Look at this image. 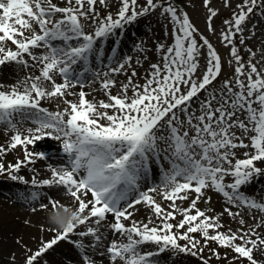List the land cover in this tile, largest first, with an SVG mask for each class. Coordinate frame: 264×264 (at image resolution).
Segmentation results:
<instances>
[{
    "label": "snow or ice",
    "instance_id": "snow-or-ice-1",
    "mask_svg": "<svg viewBox=\"0 0 264 264\" xmlns=\"http://www.w3.org/2000/svg\"><path fill=\"white\" fill-rule=\"evenodd\" d=\"M209 2L215 33L219 9ZM223 6L232 9L219 33L230 75L184 0H0V67L29 69L11 85L0 81V124L10 133L0 155L23 151L15 162L0 159V175L27 184L26 166L33 186L58 187L76 204L63 219L68 206L46 198L58 227L24 264H48L49 250L75 233L81 264H162L165 252L203 264H264V195L243 191L264 177V44L246 42L257 24L264 34V0ZM145 17L156 18L161 35L146 29L133 38L134 55L121 53L125 31ZM89 74L106 98H86ZM45 138L58 152L29 147ZM39 159L49 161L43 179L33 167ZM153 165L160 178L149 184ZM209 189L224 198L221 213L198 206L211 201ZM141 204L147 214L138 219ZM225 213L239 227L226 225Z\"/></svg>",
    "mask_w": 264,
    "mask_h": 264
},
{
    "label": "rangeland",
    "instance_id": "rangeland-1",
    "mask_svg": "<svg viewBox=\"0 0 264 264\" xmlns=\"http://www.w3.org/2000/svg\"><path fill=\"white\" fill-rule=\"evenodd\" d=\"M141 2H144V0H141ZM235 2H236V0H233V3H235ZM113 3L115 5V0H113ZM223 3H224V0H210V2H209L210 7H214V8L219 9V12L217 13V15L213 19V26L216 29V32L213 33V32L208 31V29H207L206 17H207L208 12H207V8L203 4V0H191V3H189L188 0H184V5L186 7V10L189 12L193 23L218 48V50L220 51V53L222 54V56L225 59L224 73L227 75H230L232 72V66L227 64V60L229 58V56H228L229 49H228V47L224 46L221 43L220 38H219V33L224 30L225 26L223 25V20L227 19L229 17V14H230L232 9L225 8L223 6ZM256 19L259 20L260 18L257 17ZM138 24L141 26V30L138 31L137 33H132V36H131L132 48L134 47L133 38H135V39L142 38L145 35L146 29L151 28L152 32L157 37H159L161 35V28H160V25H158L156 23L155 17H152L151 20H149V18H147V17L142 18L141 22ZM261 24H264V21H261ZM260 27H261V25L257 24V32H256L255 37L246 41L247 43H250V44L256 46L257 48H259L262 44H264V34L261 33ZM130 31H131V29L129 26L127 28L126 32H130ZM241 51L243 52V49H241ZM121 53H126L128 55H134V53L132 51H127L126 49H123V48H121ZM244 55H247V54L244 53ZM28 71H29V69L21 68L19 66L16 76H19V78L22 79L23 75L25 73H27ZM103 71L104 70H102L100 72L103 73ZM91 77H92V78H90L91 83H88V84L89 85L92 84V86H90V87H93L94 89L86 92V98L96 99V100H99L100 98H106L103 95V91L100 87L99 81L94 78V75H92ZM88 79H89V77H87V80ZM141 79H143V77H141ZM0 81H3V82H5V84H8V85H11V84L16 82L15 79L13 82H9L8 79H5L3 77V71H0ZM88 84H87V86H89ZM76 86H77V89L80 87L79 85H76ZM113 91H115V89H113ZM89 92H94L96 95L91 98L88 94ZM69 99H71L70 96H69ZM47 106H49L50 108L55 110L56 109V101H53L51 104H49ZM60 107L62 108V107H64V105L61 103ZM4 127H5L4 125L0 124V130H1L0 131V143L7 144L10 133L6 134L4 132ZM29 147L30 148L44 149V150L48 151V153H50V154L54 153V152H58V150H59L58 142L51 139V138H45L44 140L38 142V145H36V146L30 145ZM244 151L245 150L242 148L237 149L238 155H242V153ZM8 154L16 160L19 157L23 156V151L19 146H17V148H15V149H9ZM14 159H13V161H14ZM33 167H35L36 169L39 170L36 175H37V177H40L39 175H41V168L40 169L37 168L36 164ZM153 167H154V171H155L154 174L157 175L156 166L153 165ZM21 171H23V170H21ZM28 173H29V175H31V173L29 171L24 170V172L20 173V175L27 177ZM45 173H46L47 177L50 175L48 169L45 171ZM9 180H12V179L9 177V175L7 173L0 175V184L6 183ZM243 191L248 195L255 193L257 197H259L260 195H264V177H261L259 180L254 181L251 185L246 186L243 189ZM207 194L212 197L211 201L201 200L198 202V206L201 208H204V209H211L212 211L209 212V214L221 213L223 211V207L225 204L224 198L219 193H217L216 191H214L212 189H209ZM60 195H66V192H62ZM4 197L6 199H8L5 195H4ZM4 197L2 196V194H0V199H3V201H6V199ZM40 203H46L47 206L44 208L38 207L37 205ZM165 203H167V202H165ZM187 203H188V201H184L185 205H187ZM12 204L13 205H9L7 207L8 208H14L15 211H18L21 214H23V216H25L23 218V220H24L23 223L25 221H27L28 219H30L31 217L34 218L35 216H40L49 228L58 227V224H57V221L55 218V214L52 211L53 205H51L50 202H48L46 199L43 201L42 200L37 201L36 203L29 202V203L17 204L15 202H12ZM67 206L69 209L67 213H64V210L62 208L60 209L61 213L63 215V217H62L63 219H67V216L70 215L72 208L76 207V204L74 201L69 199V203ZM57 207H59V206H57ZM146 214H147V208L145 205H143L142 211L137 212L136 216L138 219H141V218H144L146 216ZM177 219H179V216L177 217ZM245 219H249V217L245 216ZM223 220H224L225 224L228 226H231L233 228L239 227V225L237 223L238 218H237V220H233L231 217H229L225 213V214H223ZM104 229H106V227ZM52 233H55V232L51 231L50 235H52ZM181 242L185 243V241H181ZM212 246H214V245H212ZM220 251H224V249L221 248ZM28 254L29 253L24 252L23 250H21L19 253H17V259H19L20 264L24 263L25 256ZM165 254L167 256H169L170 258H173V256H182L186 260H189L188 263L177 260V261H174L172 264H203V262L199 259V257L191 255V254L179 253V254L173 255L170 252H165ZM77 260L79 261V264H81V258H77ZM64 264H68V262H65ZM212 264H228V262L226 260L217 261L215 258H213Z\"/></svg>",
    "mask_w": 264,
    "mask_h": 264
},
{
    "label": "bare ground",
    "instance_id": "bare-ground-1",
    "mask_svg": "<svg viewBox=\"0 0 264 264\" xmlns=\"http://www.w3.org/2000/svg\"><path fill=\"white\" fill-rule=\"evenodd\" d=\"M130 32H126L122 38L121 43L118 45L119 51L121 52V48L126 49L127 51H132V43H131V36L132 33H137L141 30V26L138 23H134L133 25H130ZM131 44V45H130ZM113 45L111 44V41H105V47L110 49ZM110 54V53H109ZM106 63V61H105ZM97 66H99V62H96ZM19 66L14 64H9L6 66L0 67V71H3V77L5 79H8L9 82H13L14 79L18 80L20 79L17 75V70ZM104 70V68H100V71ZM35 71V69H33ZM88 76L90 81V78H92V74H89ZM87 82L84 83L83 87L85 92L90 91L94 89L92 84H88ZM77 89V86H75ZM89 96L92 98L96 94L94 92H89ZM71 99L75 100L76 96H70ZM1 131V130H0ZM48 152V151H47ZM50 154V153H49ZM0 159H4L7 161L15 162V159L12 158L8 153L0 155ZM14 159V161H13ZM49 161L45 159H39L36 162L37 168H41V175L40 177H37L38 179L46 178L47 175L45 171L47 170V163ZM54 162V161H53ZM31 172L30 168L28 167H22L24 169ZM32 177V176H31ZM29 180V183H22L18 182H6L3 184H0V194L4 197V195L8 198L6 201H3V199H0V264H20L19 259H17V253H19L21 250L24 252H28V249L35 250L38 247V244L41 240H47L50 239L55 234H51L50 228L45 224L44 220L40 216H35L34 218H30L27 221L23 223V214H21L18 211H15L14 208H8L7 206L13 205L12 202L13 199L15 201H20V198H24L25 201H30L31 199H26V197H29L32 192L37 193V198H43L51 196L55 200L60 201L61 204L66 205L69 203V199L73 201V198L66 194V195H59L60 193L58 191V187H39V186H33L30 181V176L27 177ZM159 175L151 173L148 177V183L152 184L159 180ZM36 198V199H37ZM12 199V200H11ZM35 199V200H36ZM31 200V202L35 201ZM11 201V202H10ZM52 205V203H50ZM59 206V205H57ZM139 211H142L143 204L137 206ZM43 225V228L41 227ZM107 234V228L103 229ZM76 239H79L78 233L72 234V240H61L58 242L57 245L54 246V251L49 250V253L47 255L48 264H64L65 262H68V264H79V261L77 258H81L83 253L78 249V247L75 245L74 241ZM27 246V247H25ZM22 248V249H21ZM19 251V252H18ZM30 254V253H29ZM15 257V258H13ZM183 261V262H189V260H186L182 256H173V258H170L165 253L162 254V264H172L174 261ZM186 260V261H185ZM24 264V263H23Z\"/></svg>",
    "mask_w": 264,
    "mask_h": 264
}]
</instances>
